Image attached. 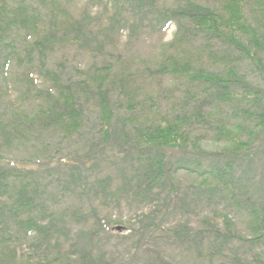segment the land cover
I'll return each instance as SVG.
<instances>
[{
  "label": "trees",
  "instance_id": "16d2710c",
  "mask_svg": "<svg viewBox=\"0 0 264 264\" xmlns=\"http://www.w3.org/2000/svg\"><path fill=\"white\" fill-rule=\"evenodd\" d=\"M72 2L0 0V66L16 62L35 96L28 108H4L0 142L36 143L39 159L34 168L32 160L0 154V264H172L156 248L160 243L206 264H264V172L252 152L264 131V80L249 83L230 51H245L264 71V29L254 17L264 14V0H83L79 14ZM173 25L163 60L144 70L185 84L176 109H166L118 70L124 64L119 45L124 36L165 35ZM62 47L102 61L76 68L80 75L72 78L62 62L50 66ZM203 59L217 70L199 66ZM219 103L245 123V138H239L237 120L230 127L207 124L208 108ZM91 108L96 122L84 136ZM193 123L208 125L232 149L189 160L184 150L201 147ZM75 138L82 147L70 158L48 155L53 147L64 152ZM106 157L125 161L119 179L91 172ZM180 172L193 175L189 195L175 181ZM68 193L88 199L90 209L63 210L58 200ZM93 203L117 206L119 213L123 207L149 210L135 214L129 238L113 237L111 226L125 230L124 223L101 216ZM191 212L196 224L179 218ZM235 212L249 216V234L239 231ZM91 222L73 231V224ZM102 235L108 236L105 245ZM112 238L120 243L107 249L109 255L104 247ZM120 246L127 249L117 256Z\"/></svg>",
  "mask_w": 264,
  "mask_h": 264
},
{
  "label": "rangeland",
  "instance_id": "374dc122",
  "mask_svg": "<svg viewBox=\"0 0 264 264\" xmlns=\"http://www.w3.org/2000/svg\"><path fill=\"white\" fill-rule=\"evenodd\" d=\"M72 4L75 5L74 11L75 14H79L82 10L84 3L83 0H72ZM168 2H172L174 0H167ZM253 8H257V5L255 3L252 4ZM264 6V5H263ZM261 7V4L259 5ZM256 18L257 23L259 24V28L264 29V14H261L260 10L256 12L254 15ZM254 22V21H252ZM176 26L173 25L168 32L164 35H151V34H143L140 39L136 40H129V37L124 36L121 40L119 52L122 53V56L124 58V64L118 65V70L125 71L128 75L133 76L131 79L136 81V86L138 88H141V93L147 96H152L156 100L160 101L162 104H164L166 107L163 106V108L166 109H176L175 103H177L178 99L183 97V90L185 88V84H181L180 82L183 81H177V80H168V78H158L156 76H150L148 74H145V68L150 67L154 68V66H158L159 63L163 60L162 52L167 47L168 43L174 39V36L176 34ZM135 39V38H133ZM190 51L194 53L196 56H200V51L198 49L191 48ZM233 52V56L231 57L232 61L235 63H238L240 65V72L245 76L246 79H248V82L253 85H258L263 83L264 80V71L257 65H255L254 62L250 61L245 51H240L237 49L232 48L230 50ZM258 56L260 57L261 54L259 53ZM108 58V57H107ZM206 58V57H203ZM207 59H203L202 61H198V65L202 66H209L208 68L211 70H217L216 67L211 66V61H206ZM101 57H94L91 53H83L79 52L77 49H64V47L60 48L55 55H53L50 66H54L56 62H62L66 68L68 73H70L71 77H79L80 74H78L76 71V68H86L89 65H92L94 62H101ZM214 65V64H213ZM5 64L1 63L0 66V116H2V112L4 111V108H8L9 111L13 109L21 108H28L29 102L33 101L35 96H29L30 94L27 92V81L25 77L24 69L20 68L16 62L14 64H10L9 62L7 64V69H5ZM36 77V75L34 76ZM44 83L42 80L39 82V87L43 86ZM248 103V102H247ZM31 105V104H30ZM26 110V109H25ZM208 113H211L212 116L209 119L210 122L207 124L210 125H216L218 122L219 124H226L228 127L229 125L233 124L234 121H239V123L235 122V125L241 124V129H243L242 132L239 133V138L243 139L246 136V125L243 121L238 120L235 113L230 111V107H227L225 104H217L215 106H212L211 108H208ZM5 117H8V119L11 117L10 115H3ZM88 121L86 124L85 131L83 132V135L85 136L87 133H90L92 131V127H94L95 119H96V110L95 108H91L90 111L87 113ZM193 135L198 138V141H201V147L199 149H203L204 152L200 153L203 150L197 149V151L194 148L186 149L184 150V153L188 156L189 160H191V157L197 156L198 158H205L206 156L204 153L207 154H221L223 149L229 150L232 149L231 145L228 144L227 140H225V143H221L218 136L215 135V132L213 134L209 131L208 125L204 123H193ZM233 130V128H231ZM238 130H235V132ZM234 132V133H235ZM236 132V133H238ZM257 144L258 146L256 150H253L252 152H255L256 156L254 158V165L257 166V169L259 172H264V161H261V159L264 160V131L260 133V136L258 137ZM197 140V139H196ZM220 141V142H219ZM79 139L75 138L74 142H72L68 149H64V152L61 150H58V148L53 147V151H50L48 155L54 154L56 156V159L62 156H67V158H70L73 154L76 153L78 149H80L79 146ZM36 143L27 144L26 142H18L14 141L12 144H5L2 146V143L0 142V154H2L7 159H13V160H32V167L37 168L39 167L36 162L39 160L37 157V151H36ZM192 152V153H189ZM197 153V154H193ZM39 154V153H38ZM247 154H244L243 157H245ZM34 156V157H33ZM180 156V155H179ZM215 156V155H213ZM217 157V156H215ZM66 158V157H65ZM78 156L76 157V159ZM104 159V161L100 160L98 161L97 166H93V169L91 172L93 174H97L99 176L103 175H110L114 176L116 179H119L120 176V167L125 163V161H122L121 158H108ZM248 161V159L246 160ZM38 163V162H37ZM22 164H19L21 166ZM89 166H92L89 165ZM174 179L176 182L183 183V190L187 192L189 195L190 191V183L193 180V175H190L185 172H180L177 176H174ZM69 194V196H68ZM66 200L59 199L58 200V206H61L65 209H72V208H78V207H84L86 209H90L91 202L86 199L80 197L76 193H68ZM93 202V201H92ZM94 206H96V209L98 210V213L101 216L108 215L112 217L111 214H113V219H120L125 226L124 229L116 230L115 228L110 229V236L117 237H128L130 235V231L128 230V227L131 228L130 224L134 223L135 221V214L138 213L141 210H145L146 212L149 210V207L144 209L143 206L141 209L135 208V209H129V207H123L122 213H119L120 208H115L113 206H110V204L106 205L105 207L102 204L99 203H93ZM112 207L111 210H108V207ZM152 210V209H151ZM108 212V213H107ZM207 214H210V210H206ZM202 213V210L199 212ZM234 217L236 223L238 224V229L244 234H249V231L247 230L248 227V220L249 216L247 214H240L238 212H235L232 214ZM178 219V217H176ZM179 218L184 221L185 223H191L196 224V216L194 214H183ZM92 222L88 225L83 224H73V231L77 230L78 228H90L92 227ZM108 237V236H107ZM103 236L100 239L101 245H105V243L108 242V238ZM110 240V239H109ZM133 240L131 238L129 243ZM110 247L106 245L104 249H112L114 248L115 244H119L120 242L118 239H111L110 240ZM128 243V244H129ZM132 247V246H131ZM148 246H144L143 250H148ZM22 248V249H21ZM20 251H22L24 254L27 255L28 250L25 247H21ZM158 250L161 251L164 258L169 259L172 264H206V261L203 260H197L195 256H191L187 253L182 252L179 249L175 248H169L168 245H164L163 243H160ZM155 248V249H156ZM68 249V244L65 242L63 250L66 251ZM120 249L117 253V256H121V253L124 252V249H127V246H120ZM114 250V249H112ZM108 251V250H107ZM109 255L111 254L108 251ZM32 264H37L32 263ZM123 264V263H122Z\"/></svg>",
  "mask_w": 264,
  "mask_h": 264
}]
</instances>
